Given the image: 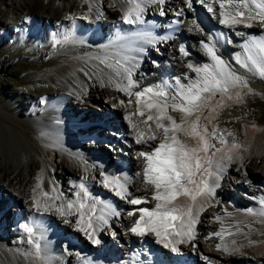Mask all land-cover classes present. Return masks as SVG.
<instances>
[{
  "label": "snow or ice",
  "instance_id": "snow-or-ice-1",
  "mask_svg": "<svg viewBox=\"0 0 264 264\" xmlns=\"http://www.w3.org/2000/svg\"><path fill=\"white\" fill-rule=\"evenodd\" d=\"M166 2L120 0L123 11L120 23L129 27L121 28L112 39L94 48L77 35V18L72 15L66 17L70 22L68 27L51 35L53 48L66 45L93 48L82 58L84 66L80 71L89 81L95 80L101 87H113L128 97L127 101L119 100L118 104L124 109L123 119L127 122L128 134L133 143L144 146L136 153V157L144 163L142 170L136 171L134 176L126 172L109 173L101 167L100 178L91 177L103 189L133 206L131 210H118L112 200L94 194L87 174L70 183L71 195L66 194L54 179L48 180L45 190L44 172L41 171L31 190L33 215L19 225L24 234L20 242L26 247L18 249L16 254L23 258L25 264H62L50 247L47 235L50 226L44 220L49 214L61 217L65 225L83 234L92 245H100L101 234L106 227L111 226L110 221L124 215L134 218L131 226L125 229V234L140 238L151 235L154 243L166 250V257H170V254L179 256L184 245L196 249L200 213L204 211L205 205L214 206L213 202L219 206L220 202L215 201L216 190L220 187L226 169L231 163L242 161L241 151L248 150L227 129L214 128L209 132L201 124V114L205 109L215 112L216 107H222L219 102L216 107H212L216 97L219 96L221 100L240 99L243 95L240 89H246L247 93L253 92L251 79L264 81V34L252 35L238 30L241 26L250 29L255 24L264 28V0H182V6L173 13L176 19L172 24L183 26L184 20L181 18L188 13H197L199 5L220 26L237 37H244L239 44L241 51L233 56L239 68L218 55L217 45L221 42L232 44L233 40L227 32L217 31L208 34L206 40L199 41L208 62L199 65L187 63V68L195 73L194 77L184 74L182 78L176 76L171 80L162 79L153 85L144 86V74L136 77L146 55V46L154 47L175 39L171 33L157 35L152 29L161 25L146 18L149 8L155 5L159 6L158 15L166 16ZM88 8L90 12L95 11L97 20L103 17L102 8L97 7L95 0H89ZM82 18L88 19L87 16ZM188 19V32L195 30L204 34L202 21L198 23L195 18ZM25 21L31 23V17H25ZM172 24L167 27L172 29ZM178 51L181 57L190 56L184 43L179 44ZM239 70H243V73ZM234 90L235 97L230 94ZM40 102L45 103L43 99ZM133 103L135 108L129 111ZM169 109L182 114L179 121L169 115ZM134 117L138 119L134 120ZM181 133L194 139L197 142L195 146L181 141L178 138ZM228 137L233 138L229 140ZM54 139L55 143L63 147L59 136ZM217 144L220 146L217 147ZM69 155L78 164L84 165L85 173L97 167L95 164L89 165L80 153L70 152ZM138 177L143 179L145 194L142 196H136L129 190ZM179 197L187 198L190 203L177 204ZM252 199L258 207H248L242 211L238 209L236 214L221 208L223 216L220 213L214 216L220 228L209 233L205 239L219 238L220 242L215 245L217 251L233 256L242 254L246 245L260 243L253 240L252 236L264 235V231L252 227L247 218H252V223L264 226V195ZM149 204L153 206H147ZM241 215L245 219H240ZM117 234V230L111 233L113 237ZM64 253L68 256L73 254L70 247H65ZM200 255L207 264H213L207 255ZM141 256L142 253L133 252L131 259L119 264H146L147 255L143 259ZM75 257L78 264H96L92 258L81 256L79 252L75 253ZM157 264H163V261H157Z\"/></svg>",
  "mask_w": 264,
  "mask_h": 264
},
{
  "label": "bare ground",
  "instance_id": "bare-ground-1",
  "mask_svg": "<svg viewBox=\"0 0 264 264\" xmlns=\"http://www.w3.org/2000/svg\"><path fill=\"white\" fill-rule=\"evenodd\" d=\"M120 0H111L112 10L107 6L108 0H95L97 7H101L104 13L103 17L97 20L95 11H89L88 5L84 9L87 12L88 19L79 18L76 20V32L77 35L83 39H86L89 44L92 41H97L95 43L102 44L106 43L108 40L112 39L118 31L121 30L126 25L120 23V17L123 15ZM181 7L182 0H167L165 8H168V5ZM48 5V6H47ZM45 5V13L38 12L36 10L35 3H29L26 6H23V16L31 17L30 26H27L28 34L31 37L29 40H33V37L39 39L42 36H51L53 33H59L64 30V28L70 25V22L66 19L67 16H74V12L71 10V7L68 10L67 15L62 14V8L59 5L51 6L50 4ZM47 6V7H46ZM159 6L155 5L149 8L146 18L150 21H155V23L161 25V27H156L155 29L160 31L162 35L165 33H171L175 36L174 40L168 41L167 43H162L156 45L160 51L161 56L158 55L156 51L151 46H146V54H149L151 57L157 60V63L150 65L148 63V58L144 56L141 64V68L137 72V77L139 78L141 73L144 74L143 85H153V82L157 79V74H173L175 77H183L184 74L194 77L195 73L191 72L187 68V64L184 62L186 57H181L177 44L179 35H186L181 26H177L173 29H168L167 25L162 24L163 19H169L170 22L173 21L172 18L168 17V14L164 17L158 15ZM166 10V9H165ZM83 11V10H82ZM168 13V12H167ZM86 14V13H85ZM42 16V17H41ZM82 15L81 17H83ZM42 19L46 23V28H42L40 23H37ZM95 19L97 20L94 24H90L87 20ZM176 19V18H175ZM211 19L213 24H217V20ZM25 24H21V31L18 28V34H21L26 27ZM84 26H90L95 29L94 33H99L98 35H93L92 33H87L84 31ZM243 30L252 35H261L264 34V28L259 24H255L250 29ZM11 30H7L9 33ZM159 33V32H158ZM198 40L196 43L189 44L187 43V49L189 50L192 59L195 58L196 62L198 61L199 65L204 62H208V58H205L199 54L197 44L201 39L206 40L205 34H201L196 31ZM7 35V34H5ZM100 35V36H99ZM34 38V39H35ZM194 38L191 37V40ZM244 37H235L236 43L239 45L243 41ZM4 39H1L3 41ZM37 42V41H36ZM94 43V44H95ZM95 44V45H98ZM93 48L95 45L91 44ZM225 49H233V47L225 43ZM87 45H69V48L60 54L57 58L64 59L62 63L53 66L51 65L54 62L52 58L50 63L46 65L49 67V72L46 76V81L55 91L47 93L46 100L48 101L44 112L33 118V119H21L18 117L16 110L10 109L11 105L3 107L0 105V135L5 139L7 145L4 149L7 150V154L3 155L2 145L0 144V154L4 157V160L0 161V170L4 172L3 178L0 175V264H25V261L22 257L17 255L16 248L11 247V245L6 244L3 240L5 239L2 234L6 232L5 224L7 222L15 225H11L14 229L20 230L19 225L25 222L28 218L33 215L31 210V195L32 188L36 183V177L41 171L44 172V187L45 190L48 188V180L54 179L57 181L61 189L68 195H71L70 192L64 190V186L60 183V175L54 171L53 164L55 157L64 158L63 168L66 173L72 175L74 179H79L81 176L87 174L89 176V181L91 184V190L94 194L100 189H103L96 181L91 180V177L94 175L99 179V172L101 167L103 170L114 173L116 167H120V172H126L129 175L135 174L136 171L142 170L143 160L136 157V153L139 149L143 148V145H135L129 136L127 122L123 119L124 109L121 108L118 104L119 100H128V97L124 94L116 91L113 87H101L98 82L95 80L89 81L80 69L84 66L83 57L86 53L93 50ZM239 50V49H238ZM181 58H183L181 60ZM224 59V58H223ZM228 59V58H227ZM227 61L226 59H224ZM230 65L239 68L238 65H235L233 58H230ZM241 74L243 70H239ZM154 72H156L154 74ZM186 83V81H184ZM260 79H251L250 87L254 90L257 89L261 84L259 83ZM81 88L84 89L81 92ZM113 90L112 98L107 102L105 99L108 97L109 90ZM243 94L240 99H227L221 98L218 96L212 103V107H216L217 102H219L222 107H216V111L212 112L210 109H205L201 114V124L204 127H207L209 132L217 127L215 121L218 119L219 112H222L221 118L226 117V107L234 106L237 103L245 102L247 96L246 89H240ZM233 97L236 96V91L230 93ZM20 99V98H19ZM94 99H97L98 104L103 106L104 114H90L91 112H85L87 107L85 104H90ZM18 102V101H17ZM84 104L85 109H79L83 112L74 111L78 107L74 104ZM110 103V104H109ZM91 105V104H90ZM107 106V107H106ZM135 104L133 103L132 108L129 111L134 110ZM97 109V108H96ZM102 110V108H100ZM98 110V109H97ZM99 111V110H98ZM232 117H238L245 122L244 126L240 124H235L232 127L220 126V128L227 129L233 133V136L241 142V144L246 147L248 150L241 151L243 156L242 161H236L231 163L226 169L222 180L220 181V187L216 190L215 201H219V206L208 207L205 205L204 211L200 213L199 222L197 224V241L195 242L197 247L193 249L190 245H184L182 253L177 256V254H170L171 259L181 260L190 259L192 257L193 263L189 264H207L206 261L201 259V255H207L212 261L213 264L219 262V264H264V235H253L252 239L260 241L256 245H246L242 249V254H236L233 256H228L221 251H217L215 245L219 243V238L212 237L211 239H205L208 237L209 233L218 231L220 228V223L214 220V216L217 213H220L223 216L221 208H227L228 211L236 214L237 210H243L248 207H258L257 202L252 199V197H257L264 195V121L255 120L251 116L246 115L245 113L237 112L236 109L232 110ZM248 116V117H246ZM169 115L173 116L174 119L179 121L181 113L173 112L169 109ZM207 117V119H205ZM138 119L134 117V120ZM239 119V120H240ZM80 120L82 123L78 124L77 121ZM86 122V123H85ZM102 123L112 126V129H118L117 133H120V136L123 140L118 139L122 146L125 147V150H128V154L132 155L129 160L124 159V154L117 152V155L110 156V160L114 167L111 169L108 164H106L105 154L102 152H107L108 150L114 149L111 147L109 139L111 133L106 134V131H103ZM262 123V124H261ZM85 125V126H84ZM124 129L126 133L119 130ZM143 127V125H141ZM154 128V123H153ZM105 129V128H104ZM110 132V131H109ZM159 136L160 133H157ZM59 136L60 144L55 143V137ZM81 139H79V137ZM178 138L186 143H189L193 146L197 143L194 139H189L183 133L179 134ZM233 137H228L231 140ZM90 141V142H89ZM95 142V143H92ZM104 142V143H102ZM125 142V143H124ZM1 143V142H0ZM15 143L14 147L12 144ZM131 145V147H129ZM220 145L217 144V147ZM5 150V151H6ZM19 151V154L17 151ZM70 152L80 153L87 162L90 164L97 165L96 168L91 169L88 173L84 171V165L82 163H77L69 155ZM127 152V151H125ZM124 152V153H125ZM129 161V162H128ZM130 163V166H128ZM118 173V174H119ZM227 175V177H226ZM7 182V183H6ZM230 187V188H229ZM231 189V191H230ZM129 190L134 193L136 196H142L145 194L144 184L142 177L135 178L134 183L129 187ZM244 191L247 195H244L240 192ZM150 191V190H149ZM232 192H235L233 194ZM242 196L246 197L242 199ZM102 198L110 199L119 209L131 210L133 206L127 205L124 201L115 197L112 193L105 190V195ZM248 199L250 203L245 200ZM231 200L235 201V204H231ZM7 201V204H6ZM12 203L14 206L11 208H6L8 202ZM12 201V202H11ZM5 203L1 207V203ZM179 205H184L190 203V201L185 197H179L176 201ZM11 205V204H10ZM18 206V207H16ZM145 206V205H141ZM149 207L153 206L152 204L147 205ZM20 210L22 208L23 212L16 211L18 215L10 217L11 209ZM9 212V213H8ZM138 215V214H137ZM14 217H17L16 220ZM61 219V217L49 214L44 217L45 223L50 226V231L48 232V239L50 241V247L53 251V254L59 258L62 264H78L76 260L75 253L79 252L81 256L90 257L96 264H108L105 250L111 245L110 249L115 251H121V243H125L127 246L129 239H134L135 241H141L140 237L133 236L131 234H125V229L130 227L134 218H126L122 215L120 218H113L110 221L111 225L120 226L116 239H106L103 234H101V244L92 245L81 233L76 232L74 229H61L53 224V220ZM240 219H245L242 215ZM252 227L264 231V226L259 223H252V218H247ZM13 220V221H12ZM16 220V221H14ZM204 220H206L204 222ZM8 224V223H7ZM4 228V231H3ZM124 230V234H122ZM247 231V229H245ZM122 231V232H121ZM3 232V233H2ZM6 233H9L8 231ZM68 234H74L78 236L79 243L72 246V255L68 256L64 253L63 247L66 245L65 238ZM152 240L151 243L154 244L153 248L160 249L161 247L154 243V237L149 235L148 237ZM118 239V240H117ZM226 239H230L227 238ZM6 240V239H5ZM26 247V245H24ZM163 254L166 250H163ZM122 252V251H121ZM164 257H166L164 255ZM157 261H160L156 258ZM188 264V263H187Z\"/></svg>",
  "mask_w": 264,
  "mask_h": 264
},
{
  "label": "rangeland",
  "instance_id": "rangeland-1",
  "mask_svg": "<svg viewBox=\"0 0 264 264\" xmlns=\"http://www.w3.org/2000/svg\"><path fill=\"white\" fill-rule=\"evenodd\" d=\"M47 2L51 6L58 7L60 5L61 8L63 9L62 14H66V15L68 13L69 8L71 7V10L75 13L74 17H76L77 19L82 18L81 17L82 15L84 16L87 15V12H85L84 9L88 5V0H0V105L3 107H7V105L8 106L11 105L10 109L16 110L18 117L21 119H33L44 112V109L48 103V101L46 100L47 93L51 94L49 92H55V91H51L54 90V88H52L50 84H48L46 81V76L50 70L49 67H46V65L52 62L50 61L52 58H54V62H52L51 65L56 66L62 63L64 59L57 57L69 48V45L53 48L51 42V36L48 35L42 36L40 39L39 37L38 39L33 37V40L31 41L29 40L31 36L27 35L28 31L26 30H27V26H30L29 25L30 23L25 21V18L22 13L23 6H26L29 3H35L36 10H38V12L45 13L46 9L48 8ZM106 4L110 10L113 9L111 5L112 4L111 0H108ZM45 5H47L46 9L44 7ZM178 8L179 7L176 8V6H172L171 4H169L168 8H165L166 11L168 12V17L175 19L176 17L173 15V13ZM161 22L162 24L167 25L169 24V19L167 20L165 18ZM37 23H40L42 28H46V23L42 19H40V21ZM21 24H25L24 26L26 27V29L23 32H21V34H18L17 29L20 28L21 31L22 29ZM9 29L11 31L7 33V30ZM1 39L4 40L1 41ZM233 43L235 42L233 41ZM152 48L154 49V51H158V50L160 51V49L157 46H154ZM198 51L199 54L202 53L201 56L208 58L203 48L199 47ZM159 56H161V54ZM146 57L148 58V63L150 65L154 64L153 61L157 63V60H155V58L151 57L149 54H146ZM185 59H188L184 61L186 64L188 62H191L194 65L198 64V61L196 62L195 58L192 59V56H189ZM259 83L261 84V86H259L257 89H254L253 92L248 93L245 102L237 103L235 107L229 105L226 107V111H225L226 117L224 119H220L222 112H219V114L217 115L218 119L215 121V125L218 124L216 129H219L220 126L222 125L226 127H232L235 124H240L241 126L245 125V122L240 118L232 117L233 114L232 110L234 109H236L237 112H241L242 114L243 113H245L246 115L249 114V116H251L252 119L255 118V120L264 121V81L260 80ZM112 91H113L112 89L109 90L108 97L105 98L107 102L110 98H112L111 95L113 93ZM42 99L46 102L41 103L40 101ZM90 104H85V106L87 107V110L85 112H91L90 114H96L98 116H101L99 114L102 115L104 114L105 110L103 106L98 104L97 99L92 100ZM74 105H77L76 107H78L74 111L83 112L79 109L82 110L85 109L84 104L76 103ZM96 108L98 109L102 108V110L100 109L98 111ZM77 123L81 124L82 122L78 120ZM102 127H103L102 130L106 131L105 132L106 134L111 133L110 136L112 137L111 139H109V142L111 143L110 145L114 149V151L108 150L107 152L104 151L102 152V154H105L104 157L106 158V164H108V166L112 169L114 167V164L112 165L111 162H108L110 160V156L117 155L118 152L120 154H124V159L129 160V158H131L132 155L131 154L129 155L128 150H125V147L122 146L121 143L123 142L118 141V139L122 138L120 136V133L119 132L117 133L118 129L117 130L112 129V126L107 125L106 123H102ZM119 130H121V132L123 133H126L124 129L120 128ZM78 137L79 139H81L80 136ZM121 140H123V138ZM0 142H1L0 144L2 145L3 155L7 154L8 152L6 149L8 148L7 146H5L7 144L5 143V139L1 135H0ZM12 145L16 147L15 143H13ZM5 147L6 149H4ZM16 151L19 154V151L18 150ZM1 160H4L2 154H0V161ZM128 162L127 164L128 166H130V163ZM88 164L91 165L90 162H88ZM63 165L65 166L64 158L61 159L60 157H55L53 164L54 171L60 175L59 178L61 180L60 183L62 186H64L65 188L64 190H67L68 192L71 193L69 185L70 183L77 181V179H74L72 175L66 173L63 168ZM0 175L3 178L4 172H2L1 170H0ZM232 193L235 194V192ZM242 193L244 195H247L243 191ZM243 198L245 199L246 197L242 196V199ZM245 201L250 203L248 199H246ZM4 204L5 203L2 202L1 207H3ZM8 206H11L12 208L14 205L9 201ZM23 209L24 208L20 210L11 209L10 217L12 218L15 214L18 215L16 211H19V213L23 212ZM205 221L206 220H204V222ZM7 223L5 224V227H7L8 229L5 228V230L6 232L8 231L9 233L2 232L3 233L2 236L6 239L3 240L5 242L7 241L6 244L11 245V247L13 248L24 249L25 246L20 242L22 236L24 235L23 232L17 230L16 228L14 229L13 228L14 226L11 227V225L13 224L9 222ZM53 224H56V226H58V228L61 229H66V230L69 229V227L67 228L66 225L63 223V221L59 218L53 220ZM119 227L120 226L117 227V225H111L110 227H106L105 230L102 232V234L108 240L116 239L117 235L113 237L111 233L114 230H117L118 233V231L120 230ZM122 234H124V230ZM109 248H111V245L107 247L105 250H109Z\"/></svg>",
  "mask_w": 264,
  "mask_h": 264
}]
</instances>
